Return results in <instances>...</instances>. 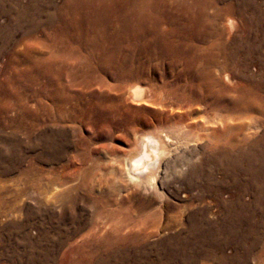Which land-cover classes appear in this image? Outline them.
I'll return each instance as SVG.
<instances>
[{"label":"rangeland","instance_id":"374dc122","mask_svg":"<svg viewBox=\"0 0 264 264\" xmlns=\"http://www.w3.org/2000/svg\"><path fill=\"white\" fill-rule=\"evenodd\" d=\"M31 1L0 0V264H264V0ZM147 132L153 193L124 172Z\"/></svg>","mask_w":264,"mask_h":264},{"label":"bare ground","instance_id":"6f19581e","mask_svg":"<svg viewBox=\"0 0 264 264\" xmlns=\"http://www.w3.org/2000/svg\"><path fill=\"white\" fill-rule=\"evenodd\" d=\"M47 2H48V0H32L31 1V4L33 6L32 9L37 11V12L34 11L35 13H38L39 11H42L44 9V5L43 4L47 3ZM27 8L28 7H25V8H22V9H27ZM23 11L24 10L20 11L19 14H18L20 16L24 15L20 19L21 22L23 20L24 21H28L27 17H29V16L26 17L25 12H23ZM47 15L48 16L46 17V20H49V18L51 17V14L49 15V13H48ZM132 87H133V84H132ZM133 91H134V94L139 96V98H137V100L140 99L142 102L146 103V101H145V96L146 95L144 94L143 91L138 90V89H133ZM48 99H50L51 102H47L49 107L47 108L48 109L47 110V115L44 116V117L47 116V119H45V120L51 125L65 123V120H66L65 118H68V117L70 118V116L68 115L66 109L64 110L62 108L59 109V107L57 108V105H59V106H62V105L57 103L56 94L55 93L51 94ZM54 103H55V108L53 106ZM69 118H68V120H69ZM44 122L45 121L42 118V116H40V118H39L36 115V117L34 119V127H33V130H34L33 133L35 134V136H32V138H33L32 140L35 143V145L37 143H39V145H41V147L43 148V153L46 154V156L48 157L49 161H54L55 162L59 157H61V153L60 152H61V150H63L62 149V145L60 146L58 144V138L60 139L61 136L59 137L58 133L55 132V131L47 132L45 130H42V127H44V124H45ZM46 125H48V124H46ZM166 154H167V150H166V145H165V139H163L159 134L147 132V133H141V134L136 135L135 139H134L133 147L126 153V156H125L124 172L126 173L127 180L130 183H132L135 187H137L139 190H141L142 192H145V193H149V192L153 193V192H155V190H156L155 179H156V177L158 176V174L160 172V169H161V166H162V163H163V158L166 156ZM37 159H39V158H37ZM162 168H163V166H162ZM49 171H50L49 175H47V183H60L61 182V177L58 174L57 170L56 169L55 170L51 169ZM33 174H36V175L33 176L32 181L35 182V183H39L38 174L37 173H33ZM60 196H61V193L59 195V198H60ZM137 197L138 198H136L137 199L136 202H137L138 208L141 209L144 206H146L148 200L143 195L142 196L138 195ZM127 198H128V196H127ZM101 202L99 201V205L100 206L104 205ZM102 209H104V208H102ZM101 211H103V210H101ZM107 212H108V214H111L112 210L111 211L109 210ZM115 213H117V212H115ZM128 213H129V211H127V215L129 217ZM139 223H140V221H139ZM113 227H115V226H113Z\"/></svg>","mask_w":264,"mask_h":264}]
</instances>
